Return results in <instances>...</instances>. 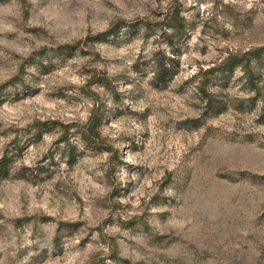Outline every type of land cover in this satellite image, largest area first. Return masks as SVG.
<instances>
[{
	"label": "rangeland",
	"instance_id": "rangeland-1",
	"mask_svg": "<svg viewBox=\"0 0 264 264\" xmlns=\"http://www.w3.org/2000/svg\"><path fill=\"white\" fill-rule=\"evenodd\" d=\"M0 88V264H264V0H0Z\"/></svg>",
	"mask_w": 264,
	"mask_h": 264
},
{
	"label": "trees",
	"instance_id": "trees-1",
	"mask_svg": "<svg viewBox=\"0 0 264 264\" xmlns=\"http://www.w3.org/2000/svg\"><path fill=\"white\" fill-rule=\"evenodd\" d=\"M182 17L179 16V14L177 13H173V15L171 16V26H173L175 29L179 30V29H182L183 28V24H182ZM113 28H110L109 30L106 31V33H109L110 31H112ZM75 47V44H71V43H65V44H60L58 45V49L60 50H70V49H73ZM244 58H233L232 56H229L225 59V61L222 63V66L220 69H226V68H231L232 66L234 65H240L242 66V68L244 69V71H246V67H245V64H244ZM159 65V61L157 63V66ZM163 69V66H159L157 67V77H160V74L161 73V70ZM214 68H207V71H213ZM1 90V88H0ZM35 128V133L37 134H40L41 133V125L39 124H35L34 126ZM93 130V128L89 127V129H84V130H79V133H80V137L83 139V141L86 143V144H94L93 142L94 141V133L91 132ZM69 128L67 126H64L63 127V130H62V133L60 135V138L59 140L60 141H64L66 142L67 144V147L69 146ZM68 153L71 154V150L68 149Z\"/></svg>",
	"mask_w": 264,
	"mask_h": 264
}]
</instances>
